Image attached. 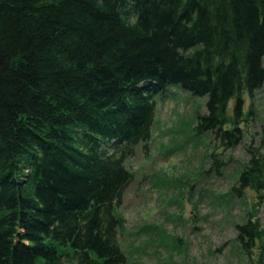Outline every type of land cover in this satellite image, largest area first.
<instances>
[{
	"label": "trees",
	"instance_id": "1",
	"mask_svg": "<svg viewBox=\"0 0 264 264\" xmlns=\"http://www.w3.org/2000/svg\"><path fill=\"white\" fill-rule=\"evenodd\" d=\"M263 83L264 0H0V264H126V161L157 95L205 96L194 129L227 146ZM237 183L260 190L264 152ZM236 227L246 248L260 232Z\"/></svg>",
	"mask_w": 264,
	"mask_h": 264
},
{
	"label": "rangeland",
	"instance_id": "2",
	"mask_svg": "<svg viewBox=\"0 0 264 264\" xmlns=\"http://www.w3.org/2000/svg\"><path fill=\"white\" fill-rule=\"evenodd\" d=\"M243 95V137L227 146L194 129L205 96L178 86L157 95L152 136L126 161L135 171L119 207L126 264H264V185L236 187L251 154L264 152V83ZM248 217L260 232L246 248L236 224Z\"/></svg>",
	"mask_w": 264,
	"mask_h": 264
},
{
	"label": "water",
	"instance_id": "3",
	"mask_svg": "<svg viewBox=\"0 0 264 264\" xmlns=\"http://www.w3.org/2000/svg\"><path fill=\"white\" fill-rule=\"evenodd\" d=\"M97 209H98V206H94V207H92L91 209H89L84 215H83V217H82V219H81V224H85V223H87L94 215H95V213H96V211H97Z\"/></svg>",
	"mask_w": 264,
	"mask_h": 264
}]
</instances>
